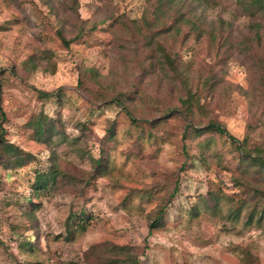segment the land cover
I'll return each instance as SVG.
<instances>
[{"label": "rangeland", "instance_id": "1", "mask_svg": "<svg viewBox=\"0 0 264 264\" xmlns=\"http://www.w3.org/2000/svg\"><path fill=\"white\" fill-rule=\"evenodd\" d=\"M154 1L0 0L6 116L2 120L0 115V122L8 140L37 155L21 169H7L0 160V264H108L112 244L131 247L140 264H264V224H247L246 209L237 220L226 217L234 203L229 197L236 199L239 190L234 176L241 173L240 157L227 136L205 132L184 140L180 112L134 123L116 104L97 101L100 92L105 97L126 92L127 103L141 118L181 104L183 83L160 69L156 55L150 66L138 42L142 33L134 29L141 22L143 33H149L143 16ZM177 1L174 29L179 28V37L166 44L180 53V70L208 108L199 119H218L239 140L253 123V134L264 138V102L257 125L253 113L259 104L248 94L258 69L236 45L247 35L250 15L237 0ZM81 29L84 34L69 47L58 33L73 37ZM32 56L38 66L26 68L23 62ZM87 68L99 73L100 83L90 79ZM213 76L218 83L209 93L204 82ZM41 111L61 119L70 137L82 135L78 124L87 121L86 136H81L86 154L65 142L37 139L26 123ZM111 122L113 136L108 133ZM104 153L110 158L108 169L88 183L81 175ZM53 162L75 178L63 177L42 193L29 219L25 210L32 205L26 197L32 193L33 170L49 171ZM175 181L179 191L165 224L150 229V216ZM210 190L216 200L207 198ZM82 207L93 219L84 232L67 238V223ZM30 239L32 250L23 244Z\"/></svg>", "mask_w": 264, "mask_h": 264}, {"label": "trees", "instance_id": "2", "mask_svg": "<svg viewBox=\"0 0 264 264\" xmlns=\"http://www.w3.org/2000/svg\"><path fill=\"white\" fill-rule=\"evenodd\" d=\"M198 2H207L209 0H195ZM238 3L243 7L244 11L251 17V23L248 25L247 35L236 43L238 51L244 56L250 57L254 65L257 66L258 75L256 77V85H252V89L249 91V95L253 102L259 104L257 110L254 111L253 116L257 118L259 116V108L264 102V0H237ZM177 0H155L152 5H148L144 11L143 23L146 25L149 33H143L141 22L135 24L136 34L142 33V40H138L142 49L147 52V56L150 58L157 57L158 66L167 75H170L173 80L178 79L179 82L183 83L185 89V96L180 97L179 106H168L163 110L159 116H142L139 117L135 114V111L127 103L129 94L126 92H117L111 94L109 97H105L106 94H99L97 101L101 104L114 103L121 107L126 114L129 116L132 122L138 123L139 120L153 122L152 120L166 119L175 112L179 114L185 120V129L183 132V138L186 140L189 135H202L205 132H212L222 136H227L232 143L235 145V149L240 157L239 168L241 173L234 176V180L238 184L237 198L232 199L234 201L230 206L226 217L237 220L241 216L244 209L247 210L246 220L247 224H258L263 226L264 224V138L262 136H255L257 126L253 123L248 125V132L246 136L239 140L235 135L231 134L228 128L218 119L209 117V120L203 122L199 119V114L207 115L208 108L201 103V94L198 90H195L189 83L187 78L183 75L180 70V53L171 49L166 42L177 39L179 36V28L174 29L178 16L174 17V11L177 9ZM178 13L179 10L177 9ZM149 14V15H147ZM183 15V12H181ZM113 21V19H112ZM152 26L157 24L160 28L154 29ZM115 31L117 32V25L113 22ZM95 27L91 28L94 29ZM85 30L81 29L73 37H68L60 30L59 36L62 42L66 46H70L71 43L81 37ZM38 59L35 56L30 57L28 60L23 62L26 68H34L37 65ZM150 66L154 67L153 60H150ZM86 73L90 75V79L100 83L99 73L93 68H87ZM3 78L0 75V115L2 120L6 119L5 111L2 105V93H3ZM83 84V80H80ZM218 83V77L213 76L212 79H206L204 82L205 89L209 93L215 92L216 84ZM46 98H50L53 94L43 93ZM143 97L142 94H139ZM146 107H149L147 104ZM147 114V113H144ZM152 117V118H151ZM164 117V118H161ZM259 118L256 123L259 125ZM159 122V121H157ZM79 128L82 131V135L86 136L87 133V121L79 122ZM26 126L33 130L37 139L43 140L46 143H68L71 147L77 149L80 155H85L83 150L84 141L80 136L70 137L64 128L62 120L56 117H51L41 111L39 114H35L26 123ZM0 160L7 169H21L27 168L36 159L37 155L30 151H27L14 142L8 140L2 128L0 122ZM115 123L111 122L108 126L109 136L116 134ZM206 144V143H205ZM109 155L107 153L102 154L98 157V160L93 164L88 174H82L83 179H86L88 183L92 181L97 175H102L103 172L109 167ZM68 173V175H66ZM86 173V172H85ZM68 177L70 180L75 177L64 169L60 168L59 164L53 162L49 171L40 170L34 168L33 178L31 182L32 193L26 197V203L32 205L31 208L25 210V213L32 219L35 217V211L40 206L39 196L48 191L49 189L56 188L61 184V179ZM179 191V181H175L173 190L166 195L165 199L158 205L155 213L150 216L149 227L159 228L165 224L168 206L172 199L176 196ZM212 200L217 199V195L214 191L208 192V197ZM217 206V203L215 204ZM28 208V205H27ZM196 214L198 212L193 209ZM93 219L87 210L82 207L80 211L74 212L66 226V237L71 238L75 232H84L87 228L88 222ZM35 225V223H33ZM34 226H32L33 228ZM37 239V234H35ZM35 239V241H36ZM32 239L27 240L23 244L29 249H34L32 246ZM131 247L127 245L112 244L108 246L107 251L109 256L107 257L108 264H140L139 257L131 251ZM26 264H45L42 261L33 260L28 261ZM260 264V263H256Z\"/></svg>", "mask_w": 264, "mask_h": 264}]
</instances>
